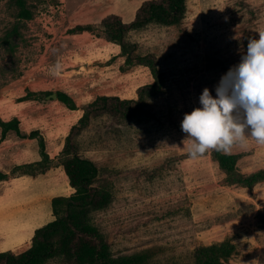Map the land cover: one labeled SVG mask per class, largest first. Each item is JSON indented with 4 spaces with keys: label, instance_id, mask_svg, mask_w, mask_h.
<instances>
[{
    "label": "rangeland",
    "instance_id": "1",
    "mask_svg": "<svg viewBox=\"0 0 264 264\" xmlns=\"http://www.w3.org/2000/svg\"><path fill=\"white\" fill-rule=\"evenodd\" d=\"M144 1L0 0V251L29 248L35 230L55 218L52 199L74 192L60 153L84 108L103 95L137 99L155 82L100 27L109 15L132 21ZM188 5L181 23L131 34L138 52L156 60L163 92L138 107L132 126L104 117L86 133L81 154L116 193L91 219L114 256L149 252V264H194L199 245L229 240L236 250L225 264H264V180L251 188L244 180L264 169V145L249 138L229 153L192 158L181 129L203 89L215 97L259 38L264 0ZM222 154L236 155L232 172Z\"/></svg>",
    "mask_w": 264,
    "mask_h": 264
},
{
    "label": "trees",
    "instance_id": "2",
    "mask_svg": "<svg viewBox=\"0 0 264 264\" xmlns=\"http://www.w3.org/2000/svg\"><path fill=\"white\" fill-rule=\"evenodd\" d=\"M188 7V0H145L130 22L123 21L119 15H109L101 21L100 27L104 29L105 36L121 46L128 64L149 66L155 82L141 87L137 99L103 95L84 108L60 153L74 192L69 196L54 197L52 208L55 218L35 230L31 245L26 250L20 253L0 251V264H49L56 259L61 264H149V252L114 256L109 243L93 223L92 212L107 208L115 200L116 193L113 183L103 178L100 166L93 159L83 156L81 148L86 133L99 129L98 120L110 117L118 125L130 127L138 107L147 98L163 92L164 77L156 60L152 55L138 52L139 44L130 39L131 34L152 24H179L187 16ZM12 122L2 124L8 126ZM119 133L116 131L115 135ZM218 159L222 167L233 171L236 155L222 154ZM5 177L0 172V180ZM244 180L247 186L253 187L264 180V169L249 174ZM235 250L236 245L229 240L199 245L194 252V264H225Z\"/></svg>",
    "mask_w": 264,
    "mask_h": 264
},
{
    "label": "clouds",
    "instance_id": "3",
    "mask_svg": "<svg viewBox=\"0 0 264 264\" xmlns=\"http://www.w3.org/2000/svg\"><path fill=\"white\" fill-rule=\"evenodd\" d=\"M252 38L241 62L221 78L213 97L206 87L201 107L186 113L181 129L192 158L210 150L229 153L249 138L264 145V30Z\"/></svg>",
    "mask_w": 264,
    "mask_h": 264
},
{
    "label": "crops",
    "instance_id": "4",
    "mask_svg": "<svg viewBox=\"0 0 264 264\" xmlns=\"http://www.w3.org/2000/svg\"><path fill=\"white\" fill-rule=\"evenodd\" d=\"M139 70H136L135 73H137Z\"/></svg>",
    "mask_w": 264,
    "mask_h": 264
}]
</instances>
